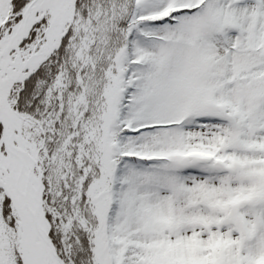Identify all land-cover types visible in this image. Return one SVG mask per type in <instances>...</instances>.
<instances>
[{
	"label": "snow or ice",
	"instance_id": "1",
	"mask_svg": "<svg viewBox=\"0 0 264 264\" xmlns=\"http://www.w3.org/2000/svg\"><path fill=\"white\" fill-rule=\"evenodd\" d=\"M0 264H264V0H0Z\"/></svg>",
	"mask_w": 264,
	"mask_h": 264
}]
</instances>
